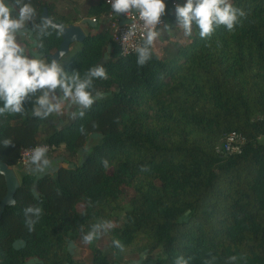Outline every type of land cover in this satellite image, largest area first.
I'll return each instance as SVG.
<instances>
[{
    "label": "trees",
    "instance_id": "1",
    "mask_svg": "<svg viewBox=\"0 0 264 264\" xmlns=\"http://www.w3.org/2000/svg\"><path fill=\"white\" fill-rule=\"evenodd\" d=\"M5 2L35 9L27 27L51 64L62 38L42 20V8L61 25L77 20L47 0ZM227 2L239 10L232 31L214 25L201 38L193 22L171 57L146 40L143 66L138 49L120 54L107 27L87 32L60 59L61 78L72 83L78 73L83 81L93 66L109 78H92L87 91L97 99L87 109L73 106L64 124L53 112L43 116L41 89L28 94L21 112L0 114V159L13 167L21 149L39 143L62 146L70 162L91 133L100 134L80 162L22 173L15 205L0 217V264H85L66 249L67 237L95 241L98 230L115 258L159 250L154 264H264V0ZM111 10L95 0L85 15L99 20ZM161 17L168 25L173 14ZM232 131L246 138L241 152H218ZM5 193L0 175V201ZM90 249L89 264H126L94 242Z\"/></svg>",
    "mask_w": 264,
    "mask_h": 264
},
{
    "label": "clouds",
    "instance_id": "2",
    "mask_svg": "<svg viewBox=\"0 0 264 264\" xmlns=\"http://www.w3.org/2000/svg\"><path fill=\"white\" fill-rule=\"evenodd\" d=\"M19 2L20 0H17V3ZM109 2L111 8L118 14L127 13L133 8L137 9L145 27L149 28L147 43H153L158 35L154 27L166 12L165 0H109ZM237 11L239 10L229 4L227 0H187L183 6L176 7V13L185 36H191L192 25L195 22L201 38L211 36L214 25H225L229 31H232L237 21ZM34 14L35 9L30 4H24L19 8L18 18H13L12 9L5 3V0H0V99L5 102L4 107L0 108V114L5 111L19 113L22 111V101L29 93H35L37 89L52 91L58 87L63 89L65 97L74 96L76 103L83 108H90L97 97H94L87 89L92 84V78L102 80L109 78L106 68L93 66L87 73L88 78L80 81L77 73L71 77L72 83H68L61 78L62 69L57 62L45 64L38 59H29L23 54V48L16 42L15 33ZM240 14L243 15V12ZM45 24L59 27L51 25L50 20L45 21ZM137 51L139 57L137 64L143 66L150 58V54L146 48H140ZM48 91L37 100L41 107L46 108L43 113L45 117L60 110L59 103L52 104L49 101ZM34 114L42 115L39 108L35 110ZM80 115L83 116L84 113L81 112ZM4 143L8 145L11 141L6 140ZM45 151L46 148H35L31 156L32 162L40 161ZM9 203L14 204L15 201ZM26 212H35L39 215L41 210L29 207ZM85 239L91 241L92 236L89 235Z\"/></svg>",
    "mask_w": 264,
    "mask_h": 264
},
{
    "label": "rangeland",
    "instance_id": "3",
    "mask_svg": "<svg viewBox=\"0 0 264 264\" xmlns=\"http://www.w3.org/2000/svg\"><path fill=\"white\" fill-rule=\"evenodd\" d=\"M54 4L56 10L59 13L66 15L68 18H74L81 25L82 29L87 32H94L100 30L102 27H106L107 21L102 17L97 20L94 24L90 22V17L85 15L87 7L94 2L95 0H47ZM187 0H165L166 3V13L173 14L171 22L168 25H164L160 29V32L157 38L153 41L154 49L161 57H171L176 52L175 44L179 42L184 37V30L180 25L179 19L177 18L176 7L183 6L186 4ZM6 3V2H5ZM11 9L8 3H6ZM13 18H18L19 10L13 9ZM16 42L24 47L27 51L29 59H38L45 63L42 56L37 52L34 47L35 38L32 36L31 31L27 27V20L24 22V26L19 29L16 33ZM79 48L77 42L72 43L70 49ZM107 53H110V49H107ZM61 67V63H59ZM48 91L47 89H41V94ZM95 97V95H93ZM97 96V95H96ZM48 98L52 104H60V110L54 111V117L56 118V123L58 125L64 124L72 117V107L77 105L75 102L74 96L65 97L64 92L61 88H57L52 91H48ZM100 134L91 133L84 147L80 150L79 155L76 158L69 161H64V158L67 159L66 153L62 146L59 148L53 149L50 152L46 153L40 161L36 163H29L27 165L18 164L14 166L15 173L20 180L22 173L30 172L34 175H39L44 172H54L56 166L59 164H76L82 160L86 152L91 148V146L97 142ZM264 143V136L260 139ZM47 161V163H45ZM78 208L81 209L82 205L79 204ZM88 236H74L70 235L67 237L66 249L71 252L75 259H80L85 264H89L91 261V249L90 245L92 242L96 245L103 248L107 252L110 259H116L119 262H124L126 264H154V260L159 255V250L148 251L145 254H129L123 257H117L110 252L108 247L107 237L101 233V231L96 232V240L93 238L91 241L86 240Z\"/></svg>",
    "mask_w": 264,
    "mask_h": 264
},
{
    "label": "built area",
    "instance_id": "4",
    "mask_svg": "<svg viewBox=\"0 0 264 264\" xmlns=\"http://www.w3.org/2000/svg\"><path fill=\"white\" fill-rule=\"evenodd\" d=\"M104 1L111 6L109 0ZM103 18L107 21L106 27L120 54L125 55L136 51L140 48L142 43L147 40L149 28L145 27L144 21L140 19L137 9L133 8L127 13L119 14L112 9L109 13L105 14ZM89 19L93 24L97 21L95 17H90ZM163 27L164 20L161 17L160 22L155 25L154 30L159 34L160 29ZM245 142L246 138L244 135L232 131L224 136L216 150L220 153L237 154L241 152ZM37 147L46 148L45 154L55 149L54 146L40 143L23 148L19 154L18 164L27 165L31 163V156Z\"/></svg>",
    "mask_w": 264,
    "mask_h": 264
},
{
    "label": "water",
    "instance_id": "5",
    "mask_svg": "<svg viewBox=\"0 0 264 264\" xmlns=\"http://www.w3.org/2000/svg\"><path fill=\"white\" fill-rule=\"evenodd\" d=\"M41 18L45 22L47 20L51 21V25L59 26L55 27L61 33V42L59 47L54 50L50 55L49 58L51 63L53 61L59 63L60 59L66 55L70 49L72 43L75 42H82L85 37L86 33L82 29V27L78 23H68L66 25H61L49 17L47 7L42 8ZM0 175L3 176L5 185H6V193L2 197L0 201V217L7 206H13L14 204H10V201H15V193L17 188L20 185V181L15 173L14 167L8 165L4 161L0 159Z\"/></svg>",
    "mask_w": 264,
    "mask_h": 264
},
{
    "label": "crops",
    "instance_id": "6",
    "mask_svg": "<svg viewBox=\"0 0 264 264\" xmlns=\"http://www.w3.org/2000/svg\"><path fill=\"white\" fill-rule=\"evenodd\" d=\"M76 23H78V21H76ZM79 24V23H78ZM80 25V24H79ZM81 26V25H80Z\"/></svg>",
    "mask_w": 264,
    "mask_h": 264
}]
</instances>
